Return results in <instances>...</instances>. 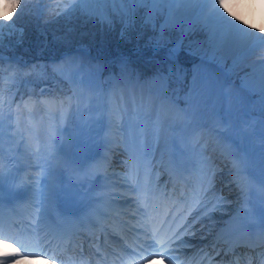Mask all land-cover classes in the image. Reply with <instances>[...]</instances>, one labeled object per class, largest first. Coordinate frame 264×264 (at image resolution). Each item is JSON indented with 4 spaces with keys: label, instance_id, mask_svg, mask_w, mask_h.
Instances as JSON below:
<instances>
[{
    "label": "rangeland",
    "instance_id": "374dc122",
    "mask_svg": "<svg viewBox=\"0 0 264 264\" xmlns=\"http://www.w3.org/2000/svg\"><path fill=\"white\" fill-rule=\"evenodd\" d=\"M52 1V0H50ZM85 5L88 11H90V17L95 18L97 21L102 22L103 24H111L112 17L106 12V8L101 6L100 2L106 3L105 1L108 0H84ZM112 2L113 6L119 8L121 13H127L130 9L132 4V0H109ZM146 0H139V3H143ZM156 1V0H151ZM166 3L168 7H174L175 5L179 4L181 9L176 10L175 14L178 15L180 20L190 21L192 20V16L195 15L196 12L202 6V3L206 1L208 4L211 0H160ZM192 1V3H191ZM48 3L49 0H46ZM134 2V0H133ZM47 3L42 4V8ZM52 4L46 5V19H49V13L52 9H58L55 6L54 2ZM129 5V6H128ZM108 6H110V2H108ZM164 6V5H163ZM38 7V5H37ZM73 8V7H72ZM72 8L68 7H60L59 13L60 15L57 17H61L64 19V26L71 28L76 31L75 38L81 35H87V31L92 29L91 27H84V26H77L73 24H69L65 19L73 18L74 14L71 15L69 10ZM165 8V7H164ZM185 10L189 13L188 15H183L181 10ZM35 8L31 1L24 0L20 10L16 13L15 18L11 21L10 25H2L0 26V34L9 32V35L16 34L18 39L22 38V36L18 35L22 32L28 33L34 29V32H38L35 28V20H34V12ZM162 11V10H160ZM206 11V10H205ZM55 14H59L56 11H53ZM52 14L51 21L54 20V15ZM166 15L165 13H163ZM212 13L207 14L206 17L200 19V14H197L193 17L194 21H201L206 20L209 22L211 26L214 24L217 25L215 30L216 33L219 34V39L217 42V49L213 52L214 56L219 57L221 61L225 59L232 58V59H239L240 51H226L225 46L223 44H230L232 40L236 44L240 41H245L246 43L253 37L252 33L247 31L245 37L240 38L239 32L242 30V27L236 25L234 22L229 21L227 18L223 17L221 14L217 12L216 16L218 18L222 17V21L213 22L211 20ZM208 16L210 18H208ZM125 17V16H123ZM119 19V18H117ZM29 26L28 28L23 27L20 23ZM44 22V19L40 22L41 26ZM32 23V24H31ZM34 25V28L32 26ZM129 26V24H126ZM54 26V25H53ZM190 28V23H184V26L180 28V31L185 33L188 32ZM200 28V27H198ZM203 28V27H201ZM102 30H107L106 28H100ZM89 32V31H88ZM237 33V35L235 34ZM109 35V31L106 33ZM6 35V34H4ZM252 35V36H251ZM60 39H64L66 36L65 32L57 34ZM25 38H28L27 35ZM59 39V40H60ZM75 40V39H74ZM63 42L62 40H60ZM197 70L195 74L196 85H199L200 88H197V93L192 95L194 106L197 104L196 102L204 103L202 104L205 108L203 110H197V116L195 115V120L200 122L203 126L206 125L208 122L213 120V116H218L217 119L219 128L221 129L222 134L221 138L223 139L225 135H234L236 139L234 142H238L240 147L248 149L249 141L256 138V142L259 148H261V154L264 157V113L263 116L256 117L257 119H251V114L248 112L250 109V103L252 100V96L246 93V91L242 90L234 83H230L231 80L227 82L224 77H221L220 68L216 67L215 65L204 61V59H200L197 63ZM54 69L64 78L70 81V83L74 87V92L76 95L75 103L72 109L69 110L68 107H59L58 109H54L52 113L51 120L44 121V118L41 117V114L38 112L33 115L32 120H27L26 116H24L23 112H10V110H4L0 112V143L2 144L5 152L9 155L10 158L16 159L14 154L13 148L10 143V137L12 134L20 135L21 137L25 136L30 139V133H35L37 131L38 136L41 139V145L37 152L33 153L31 157L28 159L30 161L28 175L26 179H28V185L30 192H29V199H28V206H36L37 210L40 211V218L39 224H42L40 221L43 218L44 211H47L51 207V198L50 191H49V184L51 182H56L58 180V172L61 167H66V153L68 149L72 148L73 152V160L68 162V165L71 166L74 163V159L77 156L78 151H82L80 148V141H85L86 138H94L96 142V133L98 129L102 125H106L110 131H108L109 139L115 144V146L111 147V152L105 156V158L112 156L114 159V163L110 161H106V164L113 168V173L111 175L107 172L111 177V181H115L116 183L120 184L123 189H127V186L130 185L128 181L125 179L124 168H125V153L127 152V146L123 143L125 142V137L123 138V126H122V116L120 108H114L112 110L103 107V102L108 101L117 106H121L124 104L128 111L130 112L132 118L135 114H144L145 115V122L148 128L150 129L151 122L153 120V113L150 112L152 105L155 106L154 102L150 99L147 104H140L138 99L141 98L139 93L137 94L135 91L132 92L129 96L132 97V101H129V96H118L114 92L111 91L109 84H106L101 80V74L99 75L98 68H100V64L96 61H92L87 54L82 50H77L73 52L70 56L63 58L59 62H55ZM254 70L253 74H257L256 77L263 78L264 77V60L257 62L249 71ZM247 71V70H246ZM252 74V73H251ZM251 75H249L250 77ZM254 76V75H253ZM208 78V82L206 81ZM200 83V84H199ZM240 84H243L244 87L251 89L249 84H245L242 81H239ZM228 89V90H227ZM162 90V89H160ZM162 94V92H161ZM235 96V98L233 97ZM145 103V102H144ZM261 104H264L263 101H260ZM258 102H256V105ZM141 105V106H140ZM162 105H163V131L160 134V139L163 136L166 138L173 136L175 134L174 130L171 129L170 125L168 124L169 117L172 116L171 112H175L179 117H181L180 109H176V104L173 103L172 99L166 98L164 95L162 96ZM149 110V111H148ZM150 112V115H149ZM171 114V116H170ZM15 117L16 125L18 124V131H12L10 128L12 126L10 118ZM73 117L75 120V132L72 139V145L70 148H66V145L63 143L64 149H61L59 146V139H61V134H63V142L65 140L70 139L65 132V123L68 127V120ZM251 119V120H250ZM224 121L226 124H224ZM250 121L252 128H243L246 126V122ZM26 122L32 124L34 129L28 130L26 127ZM49 125L53 127L54 134L49 135L52 133L50 131ZM49 128V129H47ZM203 134L212 135L211 131H206L203 129ZM246 134V135H245ZM258 137H257V136ZM261 135V137H259ZM174 136H177L174 135ZM253 137V138H251ZM4 138V139H3ZM161 142L159 144L160 148L157 152V155L154 159L151 160L149 163L150 166H153L154 169H164L166 167V157H165V150L167 148V142ZM149 142H151V132H149ZM208 143V142H207ZM118 149V151H114V149ZM25 151V149H24ZM87 149H84V153H86ZM27 154V152H25ZM111 157V158H112ZM110 158V157H109ZM37 160V161H35ZM116 162L118 166H116ZM152 163V164H151ZM48 164V165H47ZM7 165H9L7 163ZM43 167V176L47 177L51 180V182H46V179H43L41 176V168ZM15 164L12 163L9 168H7V178L12 181V175L9 173L15 170ZM28 166V165H27ZM13 169H10L12 168ZM219 181H213V185H217ZM229 182H225L221 184L223 187L219 195L221 196V201L217 209V215L222 214H232L236 212L237 207L241 204L243 200L244 190L240 193L238 191L226 190ZM120 189V188H119ZM122 190V189H121ZM234 194H229L230 192H234ZM114 199L120 200L125 199L126 196H120V192L111 190ZM129 195H131L130 191L127 189ZM223 207V209H222ZM211 221H217L218 218L210 219ZM206 225L203 224L201 226Z\"/></svg>",
    "mask_w": 264,
    "mask_h": 264
},
{
    "label": "trees",
    "instance_id": "16d2710c",
    "mask_svg": "<svg viewBox=\"0 0 264 264\" xmlns=\"http://www.w3.org/2000/svg\"><path fill=\"white\" fill-rule=\"evenodd\" d=\"M77 7L78 6L76 5L69 11L71 15L74 14V17H67L65 20L69 22V24L91 27L92 29L88 30L89 32L87 31V35H81L75 38L76 31L71 28L67 29V27L64 26V19L57 17L60 13L55 14L54 12H50L49 21L45 20L46 16L43 18L44 22L42 23V26L40 25V35L39 37L37 35L38 38H36V32H34V29L28 33L22 32L18 34L22 36L20 39H18L19 37H17L16 34H13L12 36L9 34L1 36L0 53L16 54L22 58H29L36 53L43 54V56L57 54L62 50H68L81 44L99 48L103 47L104 49L102 50H108L110 53H115L119 50L130 51L134 44L132 40L136 39V42L138 38L142 37L138 28H141L140 24L143 23L142 18L146 14V11H148V7L146 6L134 11L133 17L128 16L127 19L116 18L113 23L107 25L90 17L89 13L79 10ZM52 14H55L53 21H51ZM147 17H149V15ZM126 24L137 28V30L131 29ZM24 27L28 28L29 26L24 25ZM32 28H34V25ZM100 28H106L109 31L110 37L109 35L102 34ZM63 31L66 36L64 39H60L57 34L63 33ZM26 35L28 38H25ZM163 36L166 37L167 34L163 32ZM141 41H143V39H141ZM0 63H2L1 60Z\"/></svg>",
    "mask_w": 264,
    "mask_h": 264
},
{
    "label": "clouds",
    "instance_id": "9594fccd",
    "mask_svg": "<svg viewBox=\"0 0 264 264\" xmlns=\"http://www.w3.org/2000/svg\"><path fill=\"white\" fill-rule=\"evenodd\" d=\"M24 0H0V24H10L20 10ZM213 7L223 17L249 32L259 33L264 29V0H215ZM11 13V15H10ZM10 238H0V251L14 255L3 258L7 264H42L35 255L23 253ZM151 264H161L153 260Z\"/></svg>",
    "mask_w": 264,
    "mask_h": 264
},
{
    "label": "bare ground",
    "instance_id": "6f19581e",
    "mask_svg": "<svg viewBox=\"0 0 264 264\" xmlns=\"http://www.w3.org/2000/svg\"><path fill=\"white\" fill-rule=\"evenodd\" d=\"M179 9H180V7H179ZM178 9V10H179ZM181 12H182V14L183 15H188L189 13L186 11V9L185 10H181ZM253 34V33H252ZM257 35H259V33H257ZM257 35H255L251 40H253V39H255L256 37H259V36H257ZM235 41L234 40H232L231 42H230V44H223L224 46H225V50L226 51H230V52H233V51H239L240 49H242V47L246 44L245 42H237L236 44H233ZM89 140H91V138L89 137ZM87 140H85V141H81V143H83V142H86ZM92 146V145H91ZM90 148V147H89ZM90 156V153H89V155L87 156V157H89ZM87 157H85V158H87ZM103 166H104V161L103 160H100V159H96V160H94L93 162H91L90 164H88V166H87V168H90V170L91 171H94V170H99L100 168H103ZM110 186H111V184H110ZM132 204H129V206H131ZM13 215H14V213H12L11 214V216L13 217ZM26 218H28V219H32V220H35V218H36V214H34V212L33 211H30V213H27L26 214ZM62 218H65V217H59V216H56V220H58L59 222H62ZM236 219V217H234V218H231V219H229V221H227V222H231V221H234ZM0 222H1V218H0ZM226 222V223H227ZM224 225V224H223ZM222 225V226H223ZM254 224H250V226H253ZM48 228H51L52 230H54L55 229V222H51V223H49L48 222ZM221 226V227H222ZM66 230L67 231H69V232H71L72 231V227L71 226H67L66 227ZM65 231V230H64ZM203 231H204V229L203 228H201V229H197L196 230V234H200L201 236H203V235H205L204 233H203ZM207 231H211V229H208ZM0 232H1V229H0ZM44 233H45V231H42V230H39V229H35L34 230V236H35V239L36 240H38L37 242H39L42 238H44ZM215 232H213V234H214ZM208 237H211V240H214V235H212V234H209V235H207ZM212 236H213V239H212ZM201 238V237H200ZM197 244V242H193V246H195ZM190 244H187L185 247H178V248H174V249H172V251H177V252H182V251H184V250H187V251H189V253L190 252H192L197 246H195V247H192V245L191 246H189ZM208 245H209V243H208ZM30 249V248H29ZM213 249V244H210V250H212ZM9 253H11V256L12 255H14V253H12L11 252V250H9ZM172 257L173 256H171V257H166V258H164V259H167V260H170V259H172ZM213 262H215V263H218L219 262V260H213Z\"/></svg>",
    "mask_w": 264,
    "mask_h": 264
},
{
    "label": "snow or ice",
    "instance_id": "6c2138e0",
    "mask_svg": "<svg viewBox=\"0 0 264 264\" xmlns=\"http://www.w3.org/2000/svg\"><path fill=\"white\" fill-rule=\"evenodd\" d=\"M215 3V0H212V8H213V11H216V9L213 7ZM11 15V13H10ZM2 25H10V24H0V26ZM261 32H264V29H261ZM253 33L254 35H257V33L255 32H251ZM261 38H264V35H257ZM191 213L189 212L187 215H190ZM187 215L183 216V217H180L179 215V212H177L176 214L172 215L171 219L168 221V224H167V227L169 229H171L173 226H175V231L172 233V236H173V239H171L170 241V244L172 247L174 248H178L180 247L181 245L177 243V241H182L183 240V237L185 235H188L191 231V229L194 227V224L198 222V219L197 220H194L192 222V224H189L188 227H184L185 224H188V221H187ZM167 217V211H165V218ZM160 224L163 225L164 224V219H161L160 220ZM183 228L184 231L181 232L180 229ZM191 234H195L194 232H192ZM0 238H10L12 239V237L10 236H6V235H2L0 234ZM14 243H16L17 241L12 239ZM186 243V242H185ZM15 250H13L12 253H14ZM157 255H161L162 253H159L157 252L156 253ZM8 256H11V253L9 252H3V251H0V264H7V261L3 260V258L5 257H8ZM150 259V257H149Z\"/></svg>",
    "mask_w": 264,
    "mask_h": 264
}]
</instances>
